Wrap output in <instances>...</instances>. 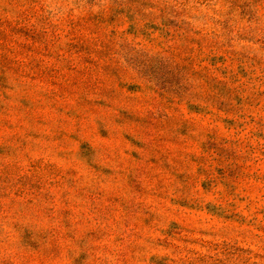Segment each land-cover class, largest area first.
<instances>
[{
    "label": "rangeland",
    "instance_id": "obj_1",
    "mask_svg": "<svg viewBox=\"0 0 264 264\" xmlns=\"http://www.w3.org/2000/svg\"><path fill=\"white\" fill-rule=\"evenodd\" d=\"M0 264H264V0H0Z\"/></svg>",
    "mask_w": 264,
    "mask_h": 264
}]
</instances>
